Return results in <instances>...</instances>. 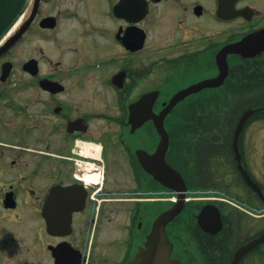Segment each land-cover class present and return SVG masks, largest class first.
Here are the masks:
<instances>
[{
	"label": "flooded vegetation",
	"instance_id": "af4514ba",
	"mask_svg": "<svg viewBox=\"0 0 264 264\" xmlns=\"http://www.w3.org/2000/svg\"><path fill=\"white\" fill-rule=\"evenodd\" d=\"M168 165L171 257L264 264V0H0V264H129Z\"/></svg>",
	"mask_w": 264,
	"mask_h": 264
},
{
	"label": "water",
	"instance_id": "95a60500",
	"mask_svg": "<svg viewBox=\"0 0 264 264\" xmlns=\"http://www.w3.org/2000/svg\"><path fill=\"white\" fill-rule=\"evenodd\" d=\"M170 109L171 107H166L157 116L156 128L159 134H167L163 126V117ZM251 111V109H248L241 115L238 126L244 122L246 116L250 114ZM132 119L133 109L131 108L129 121L132 122ZM163 136L164 135H162V137ZM158 149L160 152L158 153V158H161L165 148L159 147ZM166 170V177L165 172L159 173L158 171L157 178L163 185L170 186L173 189L177 195V200L174 202L171 208L160 212L156 216L152 223L151 229L146 236L144 245L138 248L129 264H184L180 260L171 257L170 253L172 244L164 231V226L167 222L174 219V217L182 210L184 205V192L186 190V183L180 172L174 167L168 165ZM246 180L250 186H252L258 192H261L258 185H256V183L250 177L246 176ZM202 217L203 211L197 215V221L200 226L202 225Z\"/></svg>",
	"mask_w": 264,
	"mask_h": 264
},
{
	"label": "bare ground",
	"instance_id": "6f19581e",
	"mask_svg": "<svg viewBox=\"0 0 264 264\" xmlns=\"http://www.w3.org/2000/svg\"><path fill=\"white\" fill-rule=\"evenodd\" d=\"M92 179H93L92 181H96V180H94V179H96V175H94V176L92 177Z\"/></svg>",
	"mask_w": 264,
	"mask_h": 264
},
{
	"label": "rangeland",
	"instance_id": "374dc122",
	"mask_svg": "<svg viewBox=\"0 0 264 264\" xmlns=\"http://www.w3.org/2000/svg\"><path fill=\"white\" fill-rule=\"evenodd\" d=\"M262 182H263V184H264V179H263V181H262ZM195 194H197V192H196Z\"/></svg>",
	"mask_w": 264,
	"mask_h": 264
},
{
	"label": "trees",
	"instance_id": "16d2710c",
	"mask_svg": "<svg viewBox=\"0 0 264 264\" xmlns=\"http://www.w3.org/2000/svg\"><path fill=\"white\" fill-rule=\"evenodd\" d=\"M183 124V123H182Z\"/></svg>",
	"mask_w": 264,
	"mask_h": 264
}]
</instances>
